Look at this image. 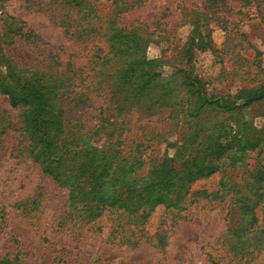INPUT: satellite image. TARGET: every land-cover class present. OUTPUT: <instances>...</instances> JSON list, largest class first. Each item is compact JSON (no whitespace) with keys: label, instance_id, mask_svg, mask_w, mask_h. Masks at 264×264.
Returning a JSON list of instances; mask_svg holds the SVG:
<instances>
[{"label":"rangeland","instance_id":"obj_1","mask_svg":"<svg viewBox=\"0 0 264 264\" xmlns=\"http://www.w3.org/2000/svg\"><path fill=\"white\" fill-rule=\"evenodd\" d=\"M262 18L264 0H0V87L17 72L52 88L55 153L77 141L97 171L113 150L140 159L122 180L206 136L221 149L177 206L153 192L94 215L0 93V262L264 264V96L244 97L264 81Z\"/></svg>","mask_w":264,"mask_h":264},{"label":"trees","instance_id":"obj_2","mask_svg":"<svg viewBox=\"0 0 264 264\" xmlns=\"http://www.w3.org/2000/svg\"><path fill=\"white\" fill-rule=\"evenodd\" d=\"M9 19L14 20L11 17ZM262 20L264 21V18ZM196 47L202 48L198 44ZM13 77L18 80L19 89L14 90L10 86H1L0 93L9 97L11 107H16L19 102L23 103L25 106L24 119L27 123L26 128L33 130L30 134L35 137V143L39 142L46 149L47 164L44 167L48 168V173L52 174L54 178H64L63 183H66L67 173L70 172V178L72 179L70 184L71 199L83 204V207H86L94 215L101 213L104 206L108 205V200L110 206L135 214L140 209L148 207V202L144 200V195L152 194L153 192H156L155 202L164 197L167 199V203L173 202L177 206L182 202L184 192L187 189L185 178L187 179L188 177L187 180L190 183L199 175L204 174V172L207 175L213 172L212 165L216 162V166L218 165V159L215 160L212 156L214 153L220 152V144L217 139L211 136H206L198 143H194L197 147L192 148L194 151H191V149L190 153L186 155H183L185 151L181 150L182 147H180L174 158L164 156L160 160L150 159V167L145 174L128 176L126 173V177H122V180H120L121 172H124L125 169L130 172L132 170L135 171L136 168L142 166L143 162L140 159L129 162L125 157L115 156L113 150L110 152L108 161H102L97 171V167L95 168L91 164V159L87 158V154L82 151L81 146L76 150L77 141L73 148L68 149L69 152L75 151L74 154L66 160V157L63 156L64 154L58 155L54 151L55 147H53L54 130L56 129V133L61 132L60 121L55 119V121L51 122L46 118L49 113L47 108H52L54 91L51 87L47 89L42 84H38L32 75L30 77L27 74L16 72ZM189 84H193V87L196 85L193 79H190ZM262 96H264V81L256 89L244 95L246 101L256 100ZM254 141H257V139ZM246 145L248 150H252L255 147V143L250 141H247ZM180 154L182 162L177 166L175 158ZM113 155L114 163L111 165L110 157ZM61 160L69 162V167H60V164L66 163L61 162ZM223 163L227 166H233L227 161ZM116 186L117 189H115ZM155 202L151 203V205L155 204ZM0 263L8 264L7 261Z\"/></svg>","mask_w":264,"mask_h":264}]
</instances>
